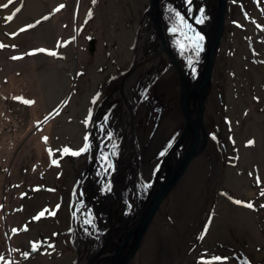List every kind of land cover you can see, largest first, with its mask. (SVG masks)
<instances>
[{
  "label": "rangeland",
  "instance_id": "obj_1",
  "mask_svg": "<svg viewBox=\"0 0 264 264\" xmlns=\"http://www.w3.org/2000/svg\"><path fill=\"white\" fill-rule=\"evenodd\" d=\"M44 1L11 0L7 7L0 8V43L4 45L0 47V264H60L81 256V228L76 222L81 214L78 210L81 191L76 180L84 162L83 174L87 171L90 150L70 155L59 149L64 145L79 147L82 132L88 128L83 121L91 114L94 103L105 98L104 85L108 82L105 69L109 63L104 61L110 47H105L108 37L103 35L104 19H99L101 0ZM112 1L124 15L128 0ZM5 3L7 0H0V4ZM13 9L19 11L9 21L6 14ZM224 17V32L214 67L221 69L225 63L226 73L237 68L239 62L244 64L237 57L240 49L237 47L241 44L249 55L242 60L254 68L246 72L248 77L239 72L235 94L225 97L229 105L224 104L222 114L213 99V86L210 87L203 116L207 130L214 132L216 139L209 136L203 150L208 158L212 149L216 150L221 161V177L230 167L234 169L243 193L236 196L228 184L224 189L209 186L201 206L189 219L182 217L180 186L175 185L129 264H155V251L160 243L172 246L175 243L172 264H204L198 257L210 254L230 257L221 264H264V220H260V212H255L253 207L235 202L247 201L245 189L252 187V183L264 196V27L258 26L264 25V0H227ZM26 24L33 26L21 31V26ZM115 44L118 46V40ZM41 48L55 49L58 55L30 51ZM186 50L183 49L179 58L183 69L188 66ZM231 52L234 61L227 58ZM96 93L100 95L94 102L92 97ZM243 94H247L244 111L233 101L242 99ZM16 97L33 102L25 103ZM175 101H180V84L168 99L169 104ZM148 105L149 101L145 103ZM163 106L159 99L148 106L151 122L156 123ZM139 107L144 106L141 103ZM224 125L233 133L227 139L222 133ZM182 129L183 125L162 142L150 162V170ZM44 136L48 137L46 142ZM231 139L237 150L235 166L228 151L233 144ZM249 139L254 142L248 144ZM53 159L58 163L53 164ZM257 175L260 183H256ZM84 212L80 216L82 220ZM74 213L79 216H73ZM31 241L43 243L33 251Z\"/></svg>",
  "mask_w": 264,
  "mask_h": 264
},
{
  "label": "bare ground",
  "instance_id": "obj_2",
  "mask_svg": "<svg viewBox=\"0 0 264 264\" xmlns=\"http://www.w3.org/2000/svg\"><path fill=\"white\" fill-rule=\"evenodd\" d=\"M182 1L183 0H160V4L165 5L163 9L165 11L166 18H169L160 19L162 21L160 22L159 20L158 22L157 27L160 26L159 31L162 32V36L156 33V27L154 26V23L150 21L151 19H149V14L147 13L151 0L126 1V4L124 5L125 7L127 6V11L124 15L121 14V12L117 9V5H115L112 0H101L100 2L101 15H99V19H104L102 23L106 25V29L103 32V35L108 37L105 47H110L108 57L106 56V61H104V58H98L99 61L103 60L104 63H109V68L107 67V69H105V76L107 77L108 82L104 85V90L105 92L107 91V94L102 101L94 103L95 107L92 106L91 115L93 116L91 117L93 122H90L87 125L88 128L82 132L80 145L84 142L83 138L85 134L90 133L89 140L92 147L89 148L90 152L87 171L83 174L82 170L86 166V162H84L81 165L83 167H81L76 180L77 183H79L78 185L81 191L78 202L79 214L81 213V216L85 210V212L89 214V218H94L96 229L85 231L84 219L82 220L79 215H76L79 216L76 218V222L79 223V227L81 228V231L79 230L81 256L71 257L69 260L60 262V264H89L91 258L102 249L108 236L107 228H110V225H114L115 223V221H113L109 224V226L107 225L108 214L104 208L106 205H111L119 198H121V201L123 200L122 205L125 206L124 204L134 197L136 190H138L142 197H144L146 187L154 183L153 179H155V174L160 171L156 176L157 178H162L163 174L166 172L165 170L167 169L165 162L164 165H160V161L170 150L171 146L160 158V160L155 163L151 170L150 162L159 150L160 145H163L162 142L167 140L171 132L176 130L181 125H183V128L185 127L187 119L184 114V108H186L187 105H183L182 92L185 96V104L187 91L189 94H191V92L193 93L194 101L196 103L200 101L199 99L201 93L196 85V82L192 84L194 89L189 90L187 86L190 85L191 81H193L190 77H188V75L185 76L187 84H185L184 88L182 87V77L177 63L179 65V58L183 53V49H187L189 51V59L193 63V66L191 67V71H193V67L195 68L197 59H199L205 51V41L203 39L200 42L201 47L199 49L194 50L195 46L192 44L191 40L188 41V46L182 47L185 43V37L188 36V32L184 31L185 36H180L179 32L168 31L169 28L179 26L173 9L178 10V7L183 5ZM42 2L46 3L44 0H42ZM208 2V10L210 11L213 0H209ZM204 3H206V0H201V3L199 0L197 11L195 9V12L193 7L189 5L190 12L188 14L189 16H191V14H196L198 16L201 14L202 19H197V21H199L198 24L203 26V28L208 29L210 19L207 18V13H204L206 11V5H203ZM173 4L175 6H173ZM201 7L204 9L203 13L200 12ZM170 17L172 19H170ZM186 21L191 25V31L193 33L200 31L189 20ZM245 31L247 33L250 32L247 30ZM247 38L251 40L252 37L247 35ZM192 39H195V37L193 36ZM116 40H118V46L115 44ZM243 48L244 46L241 44L237 47V49H239L237 57L244 64L239 62L237 64L239 65L237 68L234 67L233 70H227L226 73L224 72L225 69H227L225 63L222 65L221 69L215 68L214 60V71L212 70L210 87L213 86V99L215 100L214 102L218 104L220 114H222V110L224 112V104L229 105V103L226 102L225 97H233L235 94V89H237V80L240 77L239 72H243L246 75L248 70L254 68H252L251 64L249 66L248 64H245V60H242L249 57ZM231 57L232 52L227 55L228 59ZM234 58L235 55L232 57V61H234ZM257 58L256 62H258ZM60 62L61 64H64V61ZM259 67L263 66L260 65ZM218 70H222L223 74ZM119 76H121L120 79ZM246 77L248 76L246 75ZM188 79L190 83L188 82ZM138 80H140L139 85H137ZM177 84H180V101L177 103L175 101L174 103L169 104V96L173 94V90ZM245 91L247 92V90ZM246 96L247 94H243L242 99L239 100L240 102L242 101L241 103H239L238 100H233L234 105L242 111L245 109L244 103ZM157 99L163 101L164 106L156 123H153L150 120V109L148 106H153L154 101ZM205 100L206 98L204 99L203 115ZM147 101H149V105L145 106ZM231 101L232 100H230V102ZM141 103L144 107L140 109L139 106ZM97 113L99 118H97ZM241 113L243 114V112ZM105 116H107L106 119ZM96 118L97 121L94 125ZM203 123L206 126L204 116ZM136 126L138 131H136ZM101 127L104 131H101ZM226 127L227 126L224 125L222 128V133L224 134L225 139H227L229 134L231 135L232 133L231 128ZM111 131L114 132L111 138H109L106 133ZM135 131L137 132L136 137ZM207 139L208 137L206 138V141ZM231 142L233 144L230 146L228 151L230 152V156H232V165L235 166L234 160L237 150H235V141L233 142L232 140ZM204 146L205 144L202 148H198L197 151L191 155L183 172L169 190L170 192L175 185L180 186L178 190L180 195V210L182 217L185 215V218L189 217V219L194 217V213L198 206H201L200 201L203 199L205 190L209 186H220L224 189L225 184H228L232 187V190L236 192V196L243 193L240 180H238L237 175L233 171L234 169L230 167L225 172L226 175L221 177L219 170L221 161L218 153L215 149H212L211 158H208L206 152L203 150ZM101 153H103L105 157H108L107 164L104 159H101ZM90 160H92L91 166L89 165ZM144 169H148V171ZM113 171L116 172L114 180L118 187H110L112 181L107 183L109 180L108 176L111 177ZM137 172L141 179L139 183L137 182V187H135V180L132 178V174ZM96 180L98 181L96 182ZM146 182L151 183L148 185ZM252 184V187L245 189L244 195L248 196L247 201L253 202V210H255V212H260V220L263 221L264 211H262V208L264 207V196L257 192L256 189L253 188L254 183ZM230 186L226 188L229 189ZM85 200H87V202H85ZM109 214H113V211L109 212ZM148 228L142 235L139 247L142 244L144 235L146 234ZM243 240L246 239L243 238ZM173 246L171 243L169 245L160 243L159 248L155 251V264L175 263V259L171 256V254H173ZM103 254L104 253L101 255Z\"/></svg>",
  "mask_w": 264,
  "mask_h": 264
},
{
  "label": "water",
  "instance_id": "obj_3",
  "mask_svg": "<svg viewBox=\"0 0 264 264\" xmlns=\"http://www.w3.org/2000/svg\"><path fill=\"white\" fill-rule=\"evenodd\" d=\"M208 1L206 0V3L203 4L206 5V11L204 13H207V18L210 19V25L208 29H205L203 26L198 24L199 22L197 19H202L201 14H199V16L196 14H191V16H189L188 14L190 12L188 10L189 5L193 7L194 12L195 9L197 11L199 0H191L190 4L183 0V5L178 7V10L184 15L185 19L194 24L197 29L200 30L199 32L204 36L206 45L205 51L199 57V59H197L196 66L195 68L193 67L194 70L191 71L193 63L190 61L189 56V66L188 69H186L187 71L182 69L177 63L182 77V87L184 88L185 84H187L185 76L188 75V77H190V79L193 81L190 83L188 79L190 85L187 86L189 90L194 89L192 84L196 82V85L198 86V89L201 93L199 99L200 101L196 103L194 101L193 93L191 92V94H189L187 91L185 104V96L182 92L183 105H187V107L184 108V114L186 116L187 122L179 137L173 142L170 150L160 161V165H164L165 162L167 169L165 170L166 172L163 174L162 178H157L156 175H158L160 171L158 173L156 172L157 174L154 176L155 179H153L154 183L151 185L149 184L152 181L146 182L149 186L145 189L144 197H142L140 192L136 190V195L134 194V197L124 204L125 206L122 205L123 200L121 201V198L113 202L111 205H106L104 209L108 214L107 225L109 226V224H111L113 221H115V223L114 225L111 224L110 228H107L108 236L106 243H104L102 249L91 258L89 264H128L139 248L142 235L151 224L169 190L183 172L191 155H193L198 148L203 147V145L206 143L207 137L211 136L216 138V134L212 131H207L206 126L203 123V108L204 99L210 90L211 74L214 66L216 50L219 47L220 39L224 32V16L227 0H213L210 11L208 10ZM164 6L165 5L160 4V0H151L150 6L147 9L149 19H151L150 21L154 23V26L156 27V33L160 36H162V32L159 31L160 26L157 27L159 20L169 19L166 18L165 11L163 9ZM170 19L172 18L170 17ZM161 21L162 20H160V22ZM179 35L185 36V32H183V34L179 32ZM98 113L96 114L97 118H99ZM97 118L95 119L94 125L96 124ZM91 164L92 160L89 161L90 166ZM115 173L116 172L113 171L112 176L107 181V183L112 181L110 187H118L114 180ZM132 178H134L135 187H137V184L141 179L138 172L132 174ZM87 200H85V202H87ZM111 211H113V214H109ZM102 253L104 254L101 255Z\"/></svg>",
  "mask_w": 264,
  "mask_h": 264
},
{
  "label": "snow or ice",
  "instance_id": "obj_4",
  "mask_svg": "<svg viewBox=\"0 0 264 264\" xmlns=\"http://www.w3.org/2000/svg\"><path fill=\"white\" fill-rule=\"evenodd\" d=\"M185 2L190 4L191 0H185ZM8 3H11V0H7V3H5V4H0V8L7 7ZM16 11H19V9H13L12 12L7 13L6 14L7 20H9V21L12 20ZM173 11H175V16L177 18L179 26L178 27L169 28L168 31H170V32H180L181 34H183L184 31H187L188 32V36L185 37V43L182 45V47L188 46V41L191 40L192 44L195 46L194 50L195 49H199L201 47V43L200 42L204 39V36L201 33H199V32L193 33L191 31V25L186 21L184 15L179 10L173 9ZM189 11H190V9H189ZM203 11H204V9H203V7H201L200 8V12L203 13ZM41 19H46V17H41ZM36 23H38V21H36ZM32 26L33 25L26 24V25L21 26L20 30L22 31L24 28H28V27H32ZM258 26L264 27V25H258ZM15 34L16 33H10V35H15ZM193 36L195 37V39H192ZM3 46L4 45L2 43H0V47H3ZM12 46L15 47V45H12ZM30 51L31 52L43 51V52L51 54V55H58V53L56 52L55 49H49V48L31 49ZM99 95H100L99 93L94 94L93 97H92V100L94 102L96 100H98ZM16 99L22 100L23 102L29 103V104L33 102L31 100H25L23 97H16ZM106 118H107V116H105V119ZM225 119H227V117ZM90 122H93L91 114H89L88 118H86L83 121V124L85 126H87ZM101 131H104V129L102 127H101ZM106 135L109 138H111L113 133L107 132ZM89 137H90V133H86L84 138H83L84 142L78 148H72V147H69L67 145H64V146H62L59 149V151L63 152L64 154H70V155H80L82 153H86L89 150V148L92 147V144H91V142L89 140ZM42 139L46 142L48 137L44 136V137H42ZM253 142L254 141L251 140V139H249L247 141L248 144H252ZM48 151L51 154L52 148L49 147ZM101 158L104 159L105 163L107 164L108 157H105L103 155V153H101ZM52 163L53 164H57L58 161L53 159ZM109 167H111V166H109ZM256 183H260V177L258 175L256 176ZM225 195H227V193H225ZM233 199L235 200V198H233ZM235 202L236 203H240V204H246L248 207H254V205L252 204L251 201L235 200ZM75 215H76V213L73 214V216H75ZM83 219H84V224H85V228H84L85 231H90V230H95L96 229V224H95L94 218H89V214L88 213H85ZM42 243H43V241H31L30 242L33 251H35L37 248H39ZM204 251L207 252L206 249ZM198 259L200 261L204 262V264H221V262L227 261L228 259H230V257L229 256H222V255H219V254H210V255H207V256L201 255L200 257H198Z\"/></svg>",
  "mask_w": 264,
  "mask_h": 264
},
{
  "label": "flooded vegetation",
  "instance_id": "obj_5",
  "mask_svg": "<svg viewBox=\"0 0 264 264\" xmlns=\"http://www.w3.org/2000/svg\"><path fill=\"white\" fill-rule=\"evenodd\" d=\"M88 173V172H87Z\"/></svg>",
  "mask_w": 264,
  "mask_h": 264
}]
</instances>
